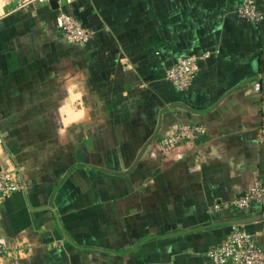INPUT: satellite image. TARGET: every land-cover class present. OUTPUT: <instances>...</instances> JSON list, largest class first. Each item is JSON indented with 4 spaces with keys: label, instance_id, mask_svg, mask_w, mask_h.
<instances>
[{
    "label": "crops",
    "instance_id": "0c3cea01",
    "mask_svg": "<svg viewBox=\"0 0 264 264\" xmlns=\"http://www.w3.org/2000/svg\"><path fill=\"white\" fill-rule=\"evenodd\" d=\"M240 1L63 2L81 44L50 3L0 0V166L24 181L0 206L19 250L0 264H214L233 221L264 244V204L223 205L264 183V0L258 23ZM205 51L188 88L167 81ZM181 124L205 132L165 146Z\"/></svg>",
    "mask_w": 264,
    "mask_h": 264
},
{
    "label": "built area",
    "instance_id": "2783aa9c",
    "mask_svg": "<svg viewBox=\"0 0 264 264\" xmlns=\"http://www.w3.org/2000/svg\"><path fill=\"white\" fill-rule=\"evenodd\" d=\"M50 1L10 0L13 9L27 8L33 4H49ZM68 1L70 0H56L59 11L55 16V26L67 41L83 44L89 40L91 32L77 16L63 8L62 3ZM237 12L245 20L254 23L263 18V12L256 0H241L237 5ZM207 56L208 51H205L199 56L191 54L178 58L166 69L167 81L178 89L188 88L199 69V59ZM204 132L203 125L181 124L169 130L161 140L165 146L170 147L184 138H195ZM22 173V167L14 159H7L0 166V206L14 192L23 188ZM253 204H264V183L260 180L253 181L243 193L223 205L238 212ZM221 206V202H216L213 208L216 210ZM18 251L16 246L0 242V262L15 258ZM206 254L214 264H264V244L257 240V231L246 227L243 221H233L223 241L210 246Z\"/></svg>",
    "mask_w": 264,
    "mask_h": 264
},
{
    "label": "water",
    "instance_id": "95a60500",
    "mask_svg": "<svg viewBox=\"0 0 264 264\" xmlns=\"http://www.w3.org/2000/svg\"><path fill=\"white\" fill-rule=\"evenodd\" d=\"M50 4H51V6H52L53 8H56V7H57V2H56V0H51V1H50Z\"/></svg>",
    "mask_w": 264,
    "mask_h": 264
}]
</instances>
